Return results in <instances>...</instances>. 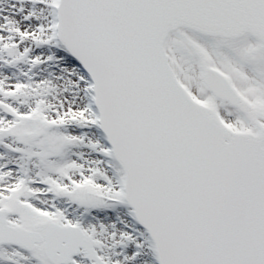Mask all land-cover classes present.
<instances>
[{"label": "snow or ice", "instance_id": "6c2138e0", "mask_svg": "<svg viewBox=\"0 0 264 264\" xmlns=\"http://www.w3.org/2000/svg\"><path fill=\"white\" fill-rule=\"evenodd\" d=\"M0 264H264V0H0Z\"/></svg>", "mask_w": 264, "mask_h": 264}]
</instances>
